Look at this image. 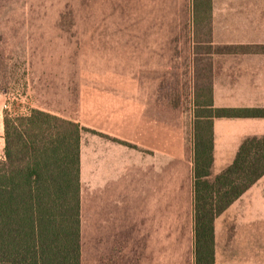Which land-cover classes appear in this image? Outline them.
<instances>
[{
  "label": "rangeland",
  "instance_id": "1",
  "mask_svg": "<svg viewBox=\"0 0 264 264\" xmlns=\"http://www.w3.org/2000/svg\"><path fill=\"white\" fill-rule=\"evenodd\" d=\"M192 3L0 0L3 117L38 108L84 127L82 264H194L193 125L214 49ZM98 143L127 145L125 178L95 168Z\"/></svg>",
  "mask_w": 264,
  "mask_h": 264
},
{
  "label": "trees",
  "instance_id": "2",
  "mask_svg": "<svg viewBox=\"0 0 264 264\" xmlns=\"http://www.w3.org/2000/svg\"><path fill=\"white\" fill-rule=\"evenodd\" d=\"M212 0H193L194 24L212 40ZM235 51L248 50L245 47ZM193 125L194 264L215 262V219L264 176V136L246 137L213 175L214 118L264 117L262 108H218L212 75ZM0 158V264H82L81 142L76 119L38 108L4 115Z\"/></svg>",
  "mask_w": 264,
  "mask_h": 264
},
{
  "label": "crops",
  "instance_id": "3",
  "mask_svg": "<svg viewBox=\"0 0 264 264\" xmlns=\"http://www.w3.org/2000/svg\"><path fill=\"white\" fill-rule=\"evenodd\" d=\"M191 7L193 12V3ZM211 11L212 40L208 44L214 49L210 53L214 106L264 109V0H212ZM241 46L248 50H233ZM2 113L0 158L4 157L5 146ZM107 126L111 127L107 130L110 136L127 138L125 134L113 135V122ZM249 136H264V117L214 118L213 175L232 163L240 144ZM98 144L93 155L95 168L103 171L107 182L109 174L113 178H125L123 174L132 161L127 145L120 143L104 148V144ZM82 156L81 142V175ZM214 235L217 264H264V176L215 219Z\"/></svg>",
  "mask_w": 264,
  "mask_h": 264
},
{
  "label": "built area",
  "instance_id": "4",
  "mask_svg": "<svg viewBox=\"0 0 264 264\" xmlns=\"http://www.w3.org/2000/svg\"><path fill=\"white\" fill-rule=\"evenodd\" d=\"M4 107H7V105L5 104Z\"/></svg>",
  "mask_w": 264,
  "mask_h": 264
}]
</instances>
